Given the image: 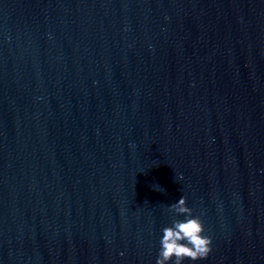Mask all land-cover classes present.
<instances>
[{"label":"clouds","instance_id":"1","mask_svg":"<svg viewBox=\"0 0 264 264\" xmlns=\"http://www.w3.org/2000/svg\"><path fill=\"white\" fill-rule=\"evenodd\" d=\"M168 211L184 218L173 219L171 226L162 229L156 264H183L186 259L198 261L207 258L212 251V240L204 234L201 218L193 216L186 197L181 196L177 202L169 205Z\"/></svg>","mask_w":264,"mask_h":264}]
</instances>
